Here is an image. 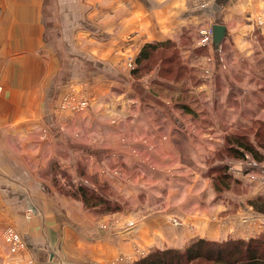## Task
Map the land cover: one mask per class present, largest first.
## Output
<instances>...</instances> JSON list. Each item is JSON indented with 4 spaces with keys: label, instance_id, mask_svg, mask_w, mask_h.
I'll use <instances>...</instances> for the list:
<instances>
[{
    "label": "rangeland",
    "instance_id": "1",
    "mask_svg": "<svg viewBox=\"0 0 264 264\" xmlns=\"http://www.w3.org/2000/svg\"><path fill=\"white\" fill-rule=\"evenodd\" d=\"M191 1L194 8L210 2ZM152 5L144 25L130 14L124 26L119 2L111 11L120 24L99 34L96 49L83 37L76 50L54 52L58 67L44 93L54 98L47 104L53 120L44 117L36 134L49 147L38 149L35 141L34 179L25 187L35 201L40 192H49L58 206L67 200L74 216L88 214L111 232H133L144 221L147 243L156 225L169 235L206 224L221 237L197 235L163 248L138 243L129 254L91 264H133L153 250L183 249L198 238L220 243L264 235V211L255 207L264 208V37L253 26L247 49L255 67L243 64L240 71L232 67L240 59L228 44L213 47L212 24L183 28L178 39L153 36ZM127 27L136 37L126 35ZM145 44L154 48L139 61ZM0 200L2 206L13 203ZM4 209L0 264H33L16 225L37 217L36 210L26 208L23 219ZM55 236L44 252L51 264L57 263Z\"/></svg>",
    "mask_w": 264,
    "mask_h": 264
},
{
    "label": "crops",
    "instance_id": "2",
    "mask_svg": "<svg viewBox=\"0 0 264 264\" xmlns=\"http://www.w3.org/2000/svg\"><path fill=\"white\" fill-rule=\"evenodd\" d=\"M119 2L125 5L121 17L124 26L130 14L135 20L143 18L141 24L144 25L147 20L144 16L153 4L155 13L149 20H152L153 36L161 39H178L183 28L200 22L223 24L226 29L220 47L228 44L240 59L232 67L240 71L243 64L251 70L255 67L250 58L252 52L247 49V38L252 36L254 27L264 37V0H210L200 8L192 7L191 0H0V198L12 200L11 206H4L16 218L24 219L26 208L36 210L37 217L25 218L22 224L16 225L33 264H51L44 252L52 248L49 245L52 233L59 240L56 264L106 262L113 255L129 254L133 246L139 244L163 248L182 245L188 237L197 235L210 239L221 237L215 228L206 224H203L205 228L200 225V229L182 233L176 230L177 233L169 235L156 225L153 240L147 243L142 237L147 228L144 221L133 232H125L122 227L111 232L94 225L88 214L80 216L82 219L74 216L73 205L67 200L59 207L49 192H40V201H35L32 193L28 195L25 186L34 179L31 165L37 158L33 152L35 141L39 142L38 149L48 146L37 141V128L43 127L40 122L44 117L47 123L53 120L48 114L51 105L47 104L54 98L44 96L50 92L51 74L58 67L53 54L61 46L63 51L72 46L76 50L78 39L83 37L89 38V44L95 42L96 49L100 33L103 35V31L120 24L111 11ZM257 18L263 22L255 24ZM140 25L136 24L134 29L140 31ZM126 35L136 37L128 27ZM63 63L65 60L61 63L64 67ZM57 143L58 148H66L65 142ZM17 145L21 146V151ZM4 206L0 200V210H5ZM3 253L5 250L1 251V257Z\"/></svg>",
    "mask_w": 264,
    "mask_h": 264
},
{
    "label": "trees",
    "instance_id": "3",
    "mask_svg": "<svg viewBox=\"0 0 264 264\" xmlns=\"http://www.w3.org/2000/svg\"><path fill=\"white\" fill-rule=\"evenodd\" d=\"M147 47L154 48V45L143 46L138 57L139 61L149 56ZM236 142L242 149L255 152L253 146L247 142L239 139ZM81 191L84 197L86 195L84 189ZM255 207L259 211H264V208ZM196 260L199 262L195 263ZM133 264H264V235L248 241L226 240L220 243L198 238L183 249L153 250Z\"/></svg>",
    "mask_w": 264,
    "mask_h": 264
},
{
    "label": "water",
    "instance_id": "4",
    "mask_svg": "<svg viewBox=\"0 0 264 264\" xmlns=\"http://www.w3.org/2000/svg\"><path fill=\"white\" fill-rule=\"evenodd\" d=\"M212 43L218 47L220 42L222 41L224 35H225V25L220 23H214L212 24Z\"/></svg>",
    "mask_w": 264,
    "mask_h": 264
},
{
    "label": "built area",
    "instance_id": "5",
    "mask_svg": "<svg viewBox=\"0 0 264 264\" xmlns=\"http://www.w3.org/2000/svg\"><path fill=\"white\" fill-rule=\"evenodd\" d=\"M206 37H208V36H206Z\"/></svg>",
    "mask_w": 264,
    "mask_h": 264
}]
</instances>
